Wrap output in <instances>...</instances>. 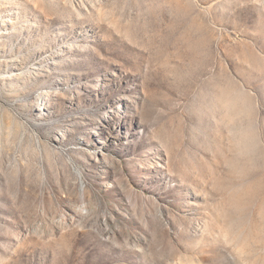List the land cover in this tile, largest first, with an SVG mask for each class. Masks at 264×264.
I'll return each mask as SVG.
<instances>
[{"label":"rangeland","instance_id":"rangeland-1","mask_svg":"<svg viewBox=\"0 0 264 264\" xmlns=\"http://www.w3.org/2000/svg\"><path fill=\"white\" fill-rule=\"evenodd\" d=\"M0 264H264V0H0Z\"/></svg>","mask_w":264,"mask_h":264}]
</instances>
